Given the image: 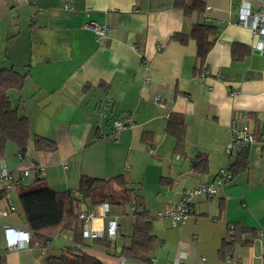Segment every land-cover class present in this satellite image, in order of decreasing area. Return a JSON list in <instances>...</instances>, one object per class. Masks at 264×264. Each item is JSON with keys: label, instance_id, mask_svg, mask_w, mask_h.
<instances>
[{"label": "crops", "instance_id": "1", "mask_svg": "<svg viewBox=\"0 0 264 264\" xmlns=\"http://www.w3.org/2000/svg\"><path fill=\"white\" fill-rule=\"evenodd\" d=\"M190 1L0 0V69L25 75L21 89L10 88L7 96L27 116L31 135L24 156L8 141L0 157L16 176L28 169L17 189L0 196V264H45L47 256L75 244L103 264H119L118 249L131 243L129 205L109 204L110 213L103 216L100 202L80 199L76 212L81 207L94 212L88 224L93 230L103 231L108 218L117 216L118 234L109 239V251L82 234L76 242L74 227L48 235V247L32 236L29 249L6 251L3 227L27 229L24 217L18 223L10 214L9 202L21 211L19 192L37 183L39 166L38 183L76 196L81 176L127 179L160 243L149 263L126 258L125 264H172L179 252L185 253L184 264H233L225 262L227 252L241 264H264V142H243L232 154L225 149L234 131L244 125L254 129L248 113L264 121V47L255 48L258 36L238 17L242 4L255 11L264 0H202L203 12L187 14L182 4ZM89 21L109 27V35L97 40L84 27ZM196 23L218 29L199 74L194 73L196 42L173 38L189 34ZM233 44L239 45L238 59L231 57ZM242 47L250 50L247 55ZM123 112L133 125L114 138L112 122ZM173 112L184 117L181 152L166 131ZM35 136L56 148L36 150ZM241 145L248 146L244 171L215 195L196 196L190 213L176 225L157 216L185 189L212 182L221 168H229ZM196 159L206 162L204 171ZM117 207L123 216L111 214ZM229 224L238 225L239 233L228 251ZM76 226L81 232L78 217Z\"/></svg>", "mask_w": 264, "mask_h": 264}, {"label": "trees", "instance_id": "2", "mask_svg": "<svg viewBox=\"0 0 264 264\" xmlns=\"http://www.w3.org/2000/svg\"><path fill=\"white\" fill-rule=\"evenodd\" d=\"M184 12L190 14L194 11L203 12L205 3L202 0H192L187 4L183 3ZM215 26L207 24H194L189 34H175L173 38L180 42H186L193 39L196 42V65L194 73L199 74L206 61L208 52L212 49L214 39L218 31ZM238 44H233L231 48L232 59H238ZM242 55H247L249 49L242 47ZM25 75L20 74L12 68L0 69V157L4 155L5 147L8 141L17 146V152L24 156L30 140V124L26 115H20L16 108L12 106L7 90L10 88L20 90ZM254 122L252 130V141L264 142V121L258 119L254 113L247 114ZM166 131L176 138V151L181 152L185 140V122L180 113L173 112L169 115ZM243 142H239L240 145ZM34 147L36 150L52 151L56 145L46 138L34 137ZM205 161L196 159V167L201 166L204 171ZM204 166H203V165ZM248 165V146L241 145L234 161L229 166L232 175L244 171ZM29 188H23L19 192V204L23 214L27 229L32 232L41 243L50 240L48 235H54L60 231L75 229V240H82L80 228H77V204L80 199L89 201L92 204L99 202H108L114 206L129 205L134 209L133 233L129 246H123L119 256L127 259H133L144 263H149V254L160 243V240L151 234L150 219L143 206V200L140 196L134 195L127 186V179L123 175H118L111 180H104L90 176H81L78 181V194L64 191L57 192L45 183H38ZM81 196V197H80ZM234 227L231 241H224V250H230L232 243L237 239L239 226ZM111 241L107 237L92 239V244L102 247L109 251ZM111 253L116 254L113 250ZM45 264H103L94 256L82 251L77 246H66L57 256H47Z\"/></svg>", "mask_w": 264, "mask_h": 264}, {"label": "built area", "instance_id": "3", "mask_svg": "<svg viewBox=\"0 0 264 264\" xmlns=\"http://www.w3.org/2000/svg\"><path fill=\"white\" fill-rule=\"evenodd\" d=\"M238 17L240 23L251 29L257 36L258 41L255 48L261 51L264 47V1L261 3L258 10H251L249 4L244 3L240 6L238 11ZM84 27L91 29L95 34L97 40H101L109 35L110 29L106 25H100L93 21H89L84 24ZM158 98H156L157 100ZM133 121L131 116L127 112H123L117 119L113 120L112 127L113 133L111 134L114 138H118L117 134L120 130L131 127ZM100 136L103 133L100 132ZM104 137V136H103ZM253 140L252 129L248 125L242 126L240 129L234 131L232 134L231 141L226 145V151L232 154L235 146L239 142H251ZM23 172L16 176L12 172L8 171L0 163V196L1 194L7 193L9 190H15L21 185V181L28 175V169L22 170ZM43 175V167H37L36 179H40ZM233 178L231 171L228 167L221 168L212 182H203L194 187L187 188L180 195L179 199L173 203H169L157 213L159 218H169L173 225L183 221L185 217L191 211V205L193 199L196 196L205 195L211 197L216 194L217 189L229 183ZM103 216H107L110 213V205L108 202H100L98 205ZM10 211L14 210V206L9 202ZM134 209L130 208V214H133ZM95 214L93 211L88 210L86 207H81L77 211V217L82 224L81 234L83 238L95 239L107 237L110 240H114L118 234V221L117 216H110L107 220L106 228L103 231H96L89 228V222L94 218ZM234 227L232 224L228 225V234L226 240H229L233 234ZM32 232L28 229H22L15 226L6 225L3 227V240L4 248L6 251L29 249L31 247ZM50 246L49 241L44 243V247ZM78 248L80 244H75ZM185 257L184 252L179 254L173 259L172 264H184L182 259ZM226 263L233 262V264H241L239 260H232L231 252H227L224 256ZM126 258L119 256V264H125Z\"/></svg>", "mask_w": 264, "mask_h": 264}, {"label": "rangeland", "instance_id": "4", "mask_svg": "<svg viewBox=\"0 0 264 264\" xmlns=\"http://www.w3.org/2000/svg\"><path fill=\"white\" fill-rule=\"evenodd\" d=\"M114 213L121 214L122 216L124 215L122 214L123 210L120 207L111 208V214H114ZM10 214L14 216V219H16L18 223L20 222L23 223V214L21 211H19V208L17 206H15V211H11Z\"/></svg>", "mask_w": 264, "mask_h": 264}, {"label": "water", "instance_id": "5", "mask_svg": "<svg viewBox=\"0 0 264 264\" xmlns=\"http://www.w3.org/2000/svg\"><path fill=\"white\" fill-rule=\"evenodd\" d=\"M121 248L118 249V251H120Z\"/></svg>", "mask_w": 264, "mask_h": 264}]
</instances>
